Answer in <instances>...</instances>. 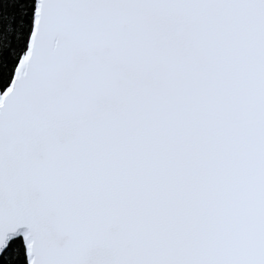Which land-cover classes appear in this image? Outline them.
<instances>
[{
    "label": "snow or ice",
    "instance_id": "snow-or-ice-1",
    "mask_svg": "<svg viewBox=\"0 0 264 264\" xmlns=\"http://www.w3.org/2000/svg\"><path fill=\"white\" fill-rule=\"evenodd\" d=\"M0 264H264V0H0Z\"/></svg>",
    "mask_w": 264,
    "mask_h": 264
},
{
    "label": "trees",
    "instance_id": "trees-1",
    "mask_svg": "<svg viewBox=\"0 0 264 264\" xmlns=\"http://www.w3.org/2000/svg\"><path fill=\"white\" fill-rule=\"evenodd\" d=\"M9 11H11V9H9Z\"/></svg>",
    "mask_w": 264,
    "mask_h": 264
}]
</instances>
